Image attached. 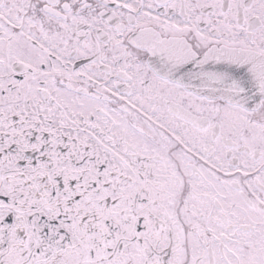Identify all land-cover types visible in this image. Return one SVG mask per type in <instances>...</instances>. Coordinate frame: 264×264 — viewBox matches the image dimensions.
<instances>
[{
    "label": "snow or ice",
    "instance_id": "1",
    "mask_svg": "<svg viewBox=\"0 0 264 264\" xmlns=\"http://www.w3.org/2000/svg\"><path fill=\"white\" fill-rule=\"evenodd\" d=\"M0 264H264V0H0Z\"/></svg>",
    "mask_w": 264,
    "mask_h": 264
}]
</instances>
